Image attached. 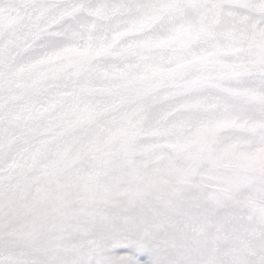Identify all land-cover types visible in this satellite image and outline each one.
Here are the masks:
<instances>
[{
    "label": "snow or ice",
    "instance_id": "obj_1",
    "mask_svg": "<svg viewBox=\"0 0 264 264\" xmlns=\"http://www.w3.org/2000/svg\"><path fill=\"white\" fill-rule=\"evenodd\" d=\"M0 264H264V0H0Z\"/></svg>",
    "mask_w": 264,
    "mask_h": 264
}]
</instances>
